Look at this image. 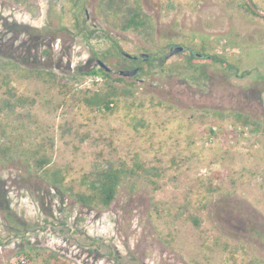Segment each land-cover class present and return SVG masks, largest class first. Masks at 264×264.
<instances>
[{
    "label": "rangeland",
    "instance_id": "obj_1",
    "mask_svg": "<svg viewBox=\"0 0 264 264\" xmlns=\"http://www.w3.org/2000/svg\"><path fill=\"white\" fill-rule=\"evenodd\" d=\"M161 1L173 8L150 17L163 32L146 37L123 33V13L105 9L103 0H82L81 8L74 0H0V62L18 69L11 73L14 95L0 81V97L15 105L0 112V125L14 126L18 133L7 134L22 148L0 161V264L30 246L76 264H233L230 250L245 260L236 264H264V18L243 0ZM253 2L264 10V0ZM84 8L88 37L73 28ZM164 27L176 41L188 42L189 30L193 40L217 39L238 64L196 71L176 61L115 81L126 68L112 47L130 53L144 42L162 50ZM97 58L110 63L109 78L87 73L98 69ZM30 69L55 72L56 80L46 83ZM107 82H131L133 94L112 113L87 117L73 93ZM20 94L34 101L16 102ZM30 141L49 145L47 166L66 174L64 189L23 154ZM120 161L145 170L124 176L108 206H85L66 188L84 191V174Z\"/></svg>",
    "mask_w": 264,
    "mask_h": 264
},
{
    "label": "trees",
    "instance_id": "obj_2",
    "mask_svg": "<svg viewBox=\"0 0 264 264\" xmlns=\"http://www.w3.org/2000/svg\"><path fill=\"white\" fill-rule=\"evenodd\" d=\"M75 5L81 8L82 0H74ZM103 7L105 9H110L113 7V0H103ZM244 7L253 15H256L246 3L243 2ZM83 10V9H82ZM136 11V10H134ZM81 15V16H80ZM75 20L73 28L77 32H83L85 37L92 35V30L89 28L90 26H86L87 18L85 16L84 10L81 11V14ZM154 24L150 18H137L135 17H128L124 18L121 27L124 29L132 28L136 30L139 27H153ZM151 36L152 33H149ZM116 46L112 48L115 49ZM201 47L198 50L201 53H205V42L202 40V43L198 46ZM111 48V49H112ZM116 50V49H115ZM107 53H111L110 50H107ZM105 57V54L102 55ZM195 60H198V57H193ZM193 70H200L201 68L197 65L191 67ZM6 69H9L8 71ZM163 69V68H161ZM17 65L12 62L1 63L0 62V81L5 85V90L8 94L14 95L15 88L12 85L13 79L11 78V73H16ZM142 72V68H139ZM3 72V73H2ZM29 73L35 75L43 79L44 82L49 83L52 80H56V73L49 71V70H33L30 69ZM87 73L93 75H103L106 78H109V73L107 72H100L99 70L91 69ZM247 73H251V70H248ZM122 77H116L115 81L124 82ZM126 87L121 88L119 85L115 83H108L106 85L97 87V88H86L82 91V93L78 96L77 94L73 93V98L77 101L78 99L81 101L82 106L81 108H85L87 112V117H91V113L95 112L96 110L100 111L102 114L106 115L108 113H112L115 107L118 105L120 101L124 99L126 96H130L133 92L130 90L132 87L131 82H125ZM66 89L61 91L63 94H66L67 90L69 89L67 85H63ZM16 102H20L21 104H28L32 103L34 100L32 98L20 94L15 97ZM129 106V105H128ZM15 105L12 103V100L9 98L2 99L0 97V112L5 110L14 111ZM11 113V112H9ZM7 115V114H6ZM235 119L242 123L248 124L252 127L254 123L251 122V119L247 116H244L240 113H236ZM9 132L16 131L14 126H12L9 122L3 123L0 125V134L3 137L0 140V161L1 160H11L14 159L13 153H15L16 149H22L20 140H17V145L13 143V140H10L8 136ZM253 129V127H252ZM209 132L214 135L216 132L210 126ZM16 133H18L16 131ZM21 133L17 134L20 135ZM29 137V136H27ZM24 137L21 136V141H24ZM31 144L23 149V154L25 153L28 157L33 160V165L37 168L42 170L45 178L48 179L50 184L53 186L64 189V180L66 179V174L63 173L62 170L53 169L50 170L48 168L49 161L51 159V155L49 153V145L47 143H35L34 141H30ZM15 146V147H14ZM145 170L144 165L141 162H134V164L130 165L125 161H120L117 165H112V163H107L106 167L97 171L96 174H84L82 178V183L86 186V190L80 192H72L73 186L68 185L66 188L71 191V195L77 202L85 205V206H108L111 201L115 198L117 192V186L119 182L124 178L126 175H135L139 173V171ZM66 171V170H64ZM155 180H152V182ZM194 223L198 225V220L193 218ZM232 254V262L236 264V261L239 263H244L245 260L240 259L237 254L233 252V250L229 251ZM15 262L17 264H26L27 262L36 263V264H76L74 261L62 256L61 254L54 252L51 249L46 248H36L30 246L21 253L16 256ZM15 262L9 260L5 264H16Z\"/></svg>",
    "mask_w": 264,
    "mask_h": 264
},
{
    "label": "flooded vegetation",
    "instance_id": "obj_3",
    "mask_svg": "<svg viewBox=\"0 0 264 264\" xmlns=\"http://www.w3.org/2000/svg\"><path fill=\"white\" fill-rule=\"evenodd\" d=\"M126 1V3H125ZM176 2V0H173ZM253 1V0H252ZM172 2V0H171ZM244 2V1H243ZM178 3V2H176ZM245 3V2H244ZM254 3V2H253ZM113 8L119 9L124 18L128 17H137V18H150L157 17L158 19L164 16L166 13L172 10L173 3H163L161 0H113ZM124 9V10H123ZM136 10V11H134ZM156 13H154V12ZM84 13L87 18H89L87 10L84 8ZM155 14V15H154ZM129 30H134L132 28L124 29L122 28L123 33L130 32ZM158 31L159 34L163 28L157 29L156 26L153 27H139L135 32L140 31L146 37L149 36V33ZM163 41L164 46L163 49H158L156 51L147 49L144 42L143 44H139L137 48L139 50H134L130 53L123 51L122 48L118 47L119 56L122 58H118V62L120 66H124L126 69L119 70V74L122 77H126L128 75L135 76L137 72H139V68L141 67H158L165 68L166 66L172 65L174 62L179 61L185 67L191 68L194 65L198 67H203L207 65H216L225 68H230L235 64H238L236 59L231 60L229 58L228 49L223 48V42L218 41L215 38L206 37L205 42V53L198 52L197 48L202 42L201 40H193L190 33H194L192 30H189V33L185 35V41H176L178 37L172 34V27H164ZM154 34V33H152ZM182 35V33H181ZM182 46V49L172 53L170 56L166 57V54L173 50L176 47ZM143 50V51H142ZM213 51V52H212ZM193 57H198V60H195ZM105 58V57H104ZM96 59L97 70L100 72H111V66L109 62L103 61L104 65H101ZM109 63V64H108ZM112 64V63H111ZM192 69V68H191ZM193 70V69H192ZM199 71V70H196ZM193 77V76H192ZM181 81H185V79H181Z\"/></svg>",
    "mask_w": 264,
    "mask_h": 264
},
{
    "label": "water",
    "instance_id": "obj_4",
    "mask_svg": "<svg viewBox=\"0 0 264 264\" xmlns=\"http://www.w3.org/2000/svg\"><path fill=\"white\" fill-rule=\"evenodd\" d=\"M247 6L258 16L264 18V10L263 9H260L259 7H257L252 0H243ZM182 49V46H179V47H176L174 48L173 50H171L170 52H168L166 54V57L170 56L172 53L174 52H177L179 50ZM98 62L101 64V65H104V62L101 61V60H98Z\"/></svg>",
    "mask_w": 264,
    "mask_h": 264
},
{
    "label": "built area",
    "instance_id": "obj_5",
    "mask_svg": "<svg viewBox=\"0 0 264 264\" xmlns=\"http://www.w3.org/2000/svg\"><path fill=\"white\" fill-rule=\"evenodd\" d=\"M234 127H236V130H238L240 132V135L245 136L247 134V132H246L248 129L247 126H244V125L239 126V125L235 124ZM212 128L215 131L217 130L215 126H212ZM230 128H232V127L230 126ZM210 138L212 139V138H214V136H211ZM241 143H243V142H241Z\"/></svg>",
    "mask_w": 264,
    "mask_h": 264
}]
</instances>
